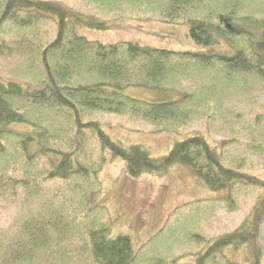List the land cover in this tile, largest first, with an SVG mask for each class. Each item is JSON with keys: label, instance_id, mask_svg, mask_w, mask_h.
Returning <instances> with one entry per match:
<instances>
[{"label": "rangeland", "instance_id": "374dc122", "mask_svg": "<svg viewBox=\"0 0 264 264\" xmlns=\"http://www.w3.org/2000/svg\"><path fill=\"white\" fill-rule=\"evenodd\" d=\"M48 1L60 2L112 26L109 32L81 30L80 34L91 41L104 44L139 41L160 50L208 53L206 47L188 37L187 20L178 23L161 20L159 0H147V3L146 0ZM233 2L235 5V0ZM241 4L247 16L264 19V0H242ZM188 15L195 14L189 12ZM6 30L0 38L7 40L13 50L10 56L0 57V76L32 89L41 77L37 47L46 44L50 36L53 38L56 26L49 22L34 32H19L9 25ZM182 61L181 73H176L167 84L188 95L184 105L188 110L186 117L168 131L163 129L170 126L169 123L146 120L132 112L85 110L83 122H99L114 141L126 147L141 145L154 158L167 156L176 143L192 135H205L213 145L226 142L223 152L227 166H232L233 160L241 161L245 173L263 180L264 81L236 73L228 75L217 61L205 62L190 56ZM127 93L141 101L161 100V93L153 90L131 88ZM23 106L27 115L38 123L50 116L49 122L59 137L56 144L63 150L72 149L75 130L70 117L40 106L33 109L29 103ZM10 128L15 131L28 129L26 125L17 124ZM85 136L79 161L92 169L103 167L99 173L100 187H78L55 180L32 187L30 193L25 177L30 181L38 180L45 175L48 166L42 159H37L33 166L26 164V157L20 155L19 138L0 136V243L7 237L17 239V234L26 231L28 223L36 222L37 218L41 222L58 219L60 224H55L69 232L64 234L59 230L61 235L55 239L60 242L59 237L63 236L62 249L72 251L68 254L75 253L62 264H92L87 254V257L81 254L87 247L84 226L89 218L86 209L90 211V207H94V219L109 223L111 239L131 238L138 253L137 264H156L158 259L171 264H196L198 255L206 252L210 242L240 229L264 194L259 188L244 187L235 195L236 209L230 210L220 193L211 191L184 166L172 167L162 178L133 179L122 159L111 160L106 153L103 163L96 138L89 131H85ZM102 207L104 210L100 212ZM259 234V248L255 252V247H230L225 250L226 260L212 258L210 263L253 264V257L258 254L260 263L264 264V224ZM56 249L52 258L60 257V246Z\"/></svg>", "mask_w": 264, "mask_h": 264}, {"label": "trees", "instance_id": "16d2710c", "mask_svg": "<svg viewBox=\"0 0 264 264\" xmlns=\"http://www.w3.org/2000/svg\"><path fill=\"white\" fill-rule=\"evenodd\" d=\"M159 1L162 6L161 20L165 23L187 20L188 37L206 47L207 54L160 50L139 41L116 44L91 41L80 31L109 32L112 26L60 2L0 0V35L7 33L9 25L19 32H34L49 22L56 26L53 38L50 36L46 44L37 47L41 77L36 87L30 89L0 76V136L8 139L15 135L19 138L20 155L26 157V164L33 166L37 159H42L48 166L45 175L38 180L30 181L25 177L26 187H30L28 192L32 187L55 180L78 187H100L99 173L103 167L92 169L79 161L83 141L87 138L85 131L96 138L102 162H106V153L111 160L122 159L133 179L146 176L162 178L172 167L184 166L211 191L220 193L230 210L236 209L235 195L242 188L255 187L264 192V179L245 173L241 161L233 160L232 166L226 165L223 152L226 142L213 145L205 135L195 134L176 143L167 156L154 158L141 145L126 147L114 141L99 122H83L85 110L119 114L132 112L146 120L169 123L170 126L163 129L168 131L187 115L188 109L184 105L188 95L167 84L176 73H181L182 60L187 56L205 62L217 61L228 75L236 73L264 81V19L256 20L253 15L247 16L242 12L245 8L242 0H235V5L234 0ZM205 9H208L205 14H199ZM189 12L195 15H188ZM28 48L35 50L32 46ZM12 50L9 42L0 38V57L10 56ZM131 88L157 91L161 93V100L133 98L127 93ZM25 103L31 104L33 109L40 106L46 111L70 117L75 130L72 149L63 150L56 144L59 137L49 122L50 116L38 123L27 115L23 106ZM15 124L26 125L28 129L9 130ZM86 210L89 218L84 226L87 247L81 255L87 254L92 264H137L138 253L131 238L119 236L111 239L107 220L94 219V207H90V211L87 207ZM103 210V207L100 208V212ZM37 219L36 222H29L27 230L20 231L17 239L7 237L5 242L0 243V264H62L75 254H68L72 251L62 249L63 236L59 237L60 242L55 239L61 235L59 230L64 234L69 232L55 224H60L58 219L47 222ZM262 224L264 194L240 229L210 242L206 252L198 255L196 264H211L212 258L226 260L225 250L230 247H255V252L259 248ZM56 242L61 253L59 258H52L58 248ZM79 259L83 261L82 257ZM156 264L171 262L158 259ZM253 264H261L258 254L253 257Z\"/></svg>", "mask_w": 264, "mask_h": 264}]
</instances>
